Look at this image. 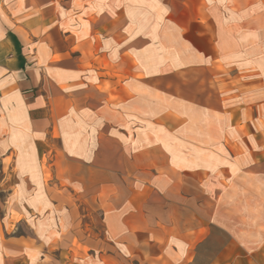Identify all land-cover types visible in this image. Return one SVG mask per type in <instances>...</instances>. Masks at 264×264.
<instances>
[{
	"label": "crops",
	"instance_id": "1",
	"mask_svg": "<svg viewBox=\"0 0 264 264\" xmlns=\"http://www.w3.org/2000/svg\"><path fill=\"white\" fill-rule=\"evenodd\" d=\"M0 246L264 264V0H0Z\"/></svg>",
	"mask_w": 264,
	"mask_h": 264
},
{
	"label": "rangeland",
	"instance_id": "2",
	"mask_svg": "<svg viewBox=\"0 0 264 264\" xmlns=\"http://www.w3.org/2000/svg\"><path fill=\"white\" fill-rule=\"evenodd\" d=\"M15 233L16 234H26V235H29L31 234L30 232V229H28V227H25V225H22L20 228H17L15 229ZM2 252V247L0 246V253ZM57 256V262H55L54 260L53 261H48V262H45V263H42V264H79V263H75V262H72L70 261V259L72 258V255L73 253H67V252H58L55 254ZM53 259H55V256L54 254L51 256ZM0 264H19L18 261H11V262H8V261H4L3 257H2V254H0ZM31 264H34V263H31Z\"/></svg>",
	"mask_w": 264,
	"mask_h": 264
}]
</instances>
